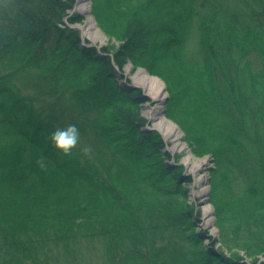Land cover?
Instances as JSON below:
<instances>
[{"label":"trees","instance_id":"obj_1","mask_svg":"<svg viewBox=\"0 0 264 264\" xmlns=\"http://www.w3.org/2000/svg\"><path fill=\"white\" fill-rule=\"evenodd\" d=\"M94 1L104 13L131 0ZM146 1L122 37L107 29L119 42L111 52L83 41L74 27L81 18L72 15L77 0H0V197H5L0 209L6 202L18 206L20 199L17 203L9 193L22 187L44 195L39 204H50V218L64 216L63 202L76 205L78 214L56 225L32 221L24 227L0 220V264H75L90 240L101 242L104 264L184 262V235L194 214L185 204H170L178 192L186 198L183 182L173 183L176 176L160 158L161 138L147 130L139 104L125 100L129 94L118 80L128 64L144 66L142 55L152 47L187 68H203L201 56L209 61L216 89L211 97L208 87H201L198 115L214 127V142L202 136L195 143L259 202L249 224L264 245L259 231L264 228V92L250 89L246 80L251 73L254 86L264 91V0ZM100 13L95 16L102 24ZM197 16L208 18V30L196 47L188 44L191 32L182 31ZM242 39L247 52L239 48ZM70 124L77 126L80 143L65 157L51 135ZM256 253H264V247ZM222 257L190 261L264 264Z\"/></svg>","mask_w":264,"mask_h":264},{"label":"rangeland","instance_id":"obj_2","mask_svg":"<svg viewBox=\"0 0 264 264\" xmlns=\"http://www.w3.org/2000/svg\"><path fill=\"white\" fill-rule=\"evenodd\" d=\"M88 2V13H80L77 10V5L79 4V0H77L72 15H79L81 23L74 25V27L81 32L85 44L93 46L98 50L105 48L112 52L115 47L118 46L119 42L117 41V38H111L108 35L107 29L110 31V34L113 33L118 38L122 37L127 23L130 22L135 15H138L139 12L144 10L147 1L131 0L128 3L124 2V4L119 1L116 5H111L109 11L106 10L104 13H100L99 9L97 12V7H94V0H88ZM97 13L98 15L100 13L102 24L99 23L95 16ZM91 20L94 21L96 29L100 33L97 34L95 30L93 31V36L96 38V41L91 37L92 35H85L89 29L88 24ZM196 20V22H190V24L182 31L184 34L188 33V35L191 32L192 37L191 39L188 38V44H194L195 46L200 34L204 38L205 33L208 30V18L197 16ZM226 26L229 27V25ZM230 32L233 34L232 30H230ZM184 42L185 39L182 37L179 43L184 44ZM245 42L246 39H242V43H239V48L243 46L241 48L246 49L245 46H247V43ZM203 48L205 49L206 47ZM246 52H244V54ZM253 54L254 53H251V55ZM141 59V64L144 66L135 67L131 63L128 64L122 74H120L121 76L119 75L118 80L119 85H122L123 90L127 91V94H129L128 96L126 95L127 99L125 100L127 102L139 104L141 113L149 122L147 130L155 132L161 138L162 147H160V153L162 155L160 158L165 161L169 168H171L170 175L172 177L176 176L175 180L173 179V183L176 184L177 182L178 184L181 181L183 182L181 187L185 190L186 198L183 199L182 197H179L178 192L170 198V204H177L179 207L184 206L185 204V206L189 208L188 211L194 214V223L191 226L189 225L186 235H184L188 237V241H185L188 246L185 247L188 255L184 259L181 258L184 262L180 261L181 263L178 264H194L191 262L194 261V259L199 261L200 258L203 260H206L207 258L211 260V258H209L210 254L222 255L227 258H243L251 262L263 261L264 263V253H256L264 247V245H262L263 243L261 244L255 238L257 237L258 239L260 234L258 230L253 229L249 224L250 217L257 209V206H259V202L256 199H251L245 195L244 190H241L240 184L234 180L235 178L233 179L232 176L220 172L215 157L206 154L207 149L203 148V146L196 145L195 143L202 136H204L201 139L202 141L208 140V144L214 142L212 141L214 135L211 132V129H214V127H211L209 123L204 122L198 115L201 109L200 107L203 104V95L202 91H200L201 87H203V85L208 87L210 90L209 94L216 89L213 72L207 68L209 61L206 59L204 60L201 56V60L204 62L203 68H197V66L187 68L186 66L177 63L173 58H169L166 51H159L154 47H152L148 53L143 54ZM251 60L255 61V57L251 56ZM142 72L150 77L157 78L163 85L162 93L164 95V102L162 104V116L165 120L175 124L179 135L182 137L181 142L185 146V150L181 152L173 151L174 143L167 140L164 134L158 130L156 127V122L158 121L150 118V112L156 110V102L152 99L150 83L145 82L146 85L142 84V81L144 82L142 75L144 73ZM248 74L249 72L247 71V75ZM246 80L251 86L250 89L259 91L258 93L264 92L261 91L259 87H257V90L255 87L257 86L256 78H254L251 73ZM189 93L192 97L189 96ZM199 93L200 97L197 96ZM198 101L200 102L198 103ZM218 133L221 132L219 131ZM187 158L196 161H204L206 159L207 165L201 170V172L197 174L192 173L190 172L189 165L185 164ZM6 167L7 165L3 168ZM179 177L182 180L179 179ZM199 177H204L206 179L204 187L208 189V193L204 196L200 194V188L197 184ZM20 188L21 189H13L9 193V195H13V198L14 196L17 198V203L18 199H20L18 206L14 205L13 207L12 205H7L9 202H6L5 206L0 209V220H6L14 226L22 225L24 227H29V223L32 221H48L56 225L60 222L73 221L74 217H66L68 215H75V217L78 215L76 205L63 202L59 210L60 212L63 211L65 213L64 216L50 218L52 217L49 208L50 204L48 203L45 206L39 204L43 201V198H45L44 195H36V191H32L31 188ZM47 196L49 197L48 194ZM3 198L5 197H0V199ZM6 199L14 200L7 196ZM23 206H27V208L24 209L22 208ZM207 210H211L212 212L211 218L213 221L210 226H206L205 224V212ZM79 214H81V212ZM80 220L81 219L78 221ZM259 231H264V228L260 227ZM174 232L182 233L183 231ZM168 237L173 241H178L180 236L172 235L171 237ZM82 243L83 242L78 241V245H81ZM86 243L90 251L89 254L83 249V247L87 248ZM86 243H84V246L80 250L81 254H85L83 259L77 258L78 260L75 264H104L101 242L98 240H90L86 241ZM197 249L199 250V254H197ZM74 250L77 251L79 255V250L77 248H74ZM248 252L254 255L251 256ZM191 259L192 261H190ZM208 259L206 261H208ZM197 261H195L196 264H198ZM154 264H157L156 261Z\"/></svg>","mask_w":264,"mask_h":264},{"label":"bare ground","instance_id":"obj_3","mask_svg":"<svg viewBox=\"0 0 264 264\" xmlns=\"http://www.w3.org/2000/svg\"><path fill=\"white\" fill-rule=\"evenodd\" d=\"M77 10L80 13H88V8H89V2L88 0H79V4L77 5ZM89 29L88 33L86 32V36H91L94 38V41H96V38L93 36V31L97 34H100L99 31L96 29L94 21L91 20V22L88 24ZM144 73V72H142ZM121 74V73H120ZM143 75V80L142 84L146 85V83H150V92L152 94V99L156 102V110L150 112V118L157 120L156 122V127L158 128L159 131H161L164 136L166 137L167 140L171 141L174 143V148L173 151L181 152L185 150V146L181 142V135H179L178 129L175 126V124L165 120L162 116L163 112V102H164V95L162 93V88L163 85L159 82L157 78L150 77L146 75L145 73ZM146 82V83H145ZM140 83V82H139ZM186 165H189L190 172L192 173H199L201 170L204 169V167L207 165V160L205 159L204 161H196L194 159L187 158V161L185 162ZM206 182V179L203 177H199L197 184L200 188V194L202 196L206 195L208 193V189L204 187V184ZM212 212L211 210H207L205 212V217H206V226L212 225V218H211Z\"/></svg>","mask_w":264,"mask_h":264},{"label":"clouds","instance_id":"obj_4","mask_svg":"<svg viewBox=\"0 0 264 264\" xmlns=\"http://www.w3.org/2000/svg\"><path fill=\"white\" fill-rule=\"evenodd\" d=\"M51 141L59 153L70 157L80 143V132L76 125L70 124L66 128L55 130L51 135ZM88 151L85 150L86 155Z\"/></svg>","mask_w":264,"mask_h":264}]
</instances>
